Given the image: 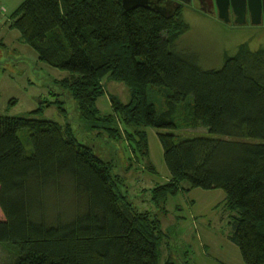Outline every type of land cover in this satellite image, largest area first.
<instances>
[{
	"label": "trees",
	"instance_id": "1",
	"mask_svg": "<svg viewBox=\"0 0 264 264\" xmlns=\"http://www.w3.org/2000/svg\"><path fill=\"white\" fill-rule=\"evenodd\" d=\"M12 20L41 61L71 73L58 82L72 92L81 122L125 136L130 159H148L152 172L146 129L177 130L190 104L192 122L210 135L158 133L170 178L151 199L167 213L182 185L224 190L235 213L230 241L245 264H264V46L241 44L222 68L205 70L177 48L189 30L181 8L172 16L126 10L123 0H25ZM105 79L130 93L128 102L108 94L110 113L98 107ZM150 86L165 98L161 111ZM118 175L71 123L0 114V244L18 249L16 264H160L162 221L135 208Z\"/></svg>",
	"mask_w": 264,
	"mask_h": 264
},
{
	"label": "rangeland",
	"instance_id": "2",
	"mask_svg": "<svg viewBox=\"0 0 264 264\" xmlns=\"http://www.w3.org/2000/svg\"><path fill=\"white\" fill-rule=\"evenodd\" d=\"M147 2L171 16L181 8L189 30L180 37L177 48L195 56L205 70L222 68L225 57L234 55L241 44L247 43L253 50L264 46V29L251 23L249 13L245 18L242 17L239 7L238 12L232 7L228 11L225 9L221 16L218 5L213 4L211 10L204 7L205 2L211 3L210 0ZM10 6L8 2L4 6L0 3V15L2 13L6 18L11 11ZM70 76V72L41 61L37 51L21 40L19 31L9 25L5 26L0 17V114L10 117L35 116L63 126L71 123L80 142L90 145L102 159L114 164V171L120 176V187L129 196L135 208L139 212L156 213L161 219L165 234L160 243V264H165L168 260L174 261V264H186L191 261L192 258L188 260V256L192 257V247L189 245L198 242L202 234L204 236L201 230L205 231L213 242L218 241L223 249L229 250L228 261L231 264L241 262L239 248L229 239L235 213L224 206V190L193 188L188 191L187 185H182L186 190L169 196L166 203L167 213L161 212L151 199L152 188L166 183L170 178L158 133H174L179 138L210 135L208 129L192 122V116L189 114L191 105L187 104L180 114L177 130H159L152 127L146 129L149 161L156 169V172H152L146 167L148 159L140 161L135 155L130 159L132 151L125 136L117 139L109 137L105 130H93L91 125L81 122L72 92L68 88L63 89L58 82ZM105 88L107 94L99 102L100 109L105 113L111 112L108 94L115 95L124 102L130 99L129 90L124 83L105 79ZM148 94L149 101L155 103L160 111L165 108V98L158 89L150 86ZM190 100L192 102L193 98L190 97ZM27 137L26 132H21L25 148L30 152L32 147ZM196 220L198 221L195 223ZM209 252L216 255L212 248H209ZM17 254L18 249L15 246L0 244V264H16Z\"/></svg>",
	"mask_w": 264,
	"mask_h": 264
},
{
	"label": "crops",
	"instance_id": "3",
	"mask_svg": "<svg viewBox=\"0 0 264 264\" xmlns=\"http://www.w3.org/2000/svg\"><path fill=\"white\" fill-rule=\"evenodd\" d=\"M24 1L25 0H0V3H2L3 6L6 4V2H8L11 5L10 6L11 7L10 8L11 11L9 12V14H7L6 18H4L2 13L0 15V17L2 18V23H4L5 26L9 25V27H11L12 21H13L12 20L13 14L17 11V9L20 7V5ZM2 12H5V11L2 10ZM247 13H248V11H247ZM254 26H257L258 28H263L264 29V16H263V23L261 25H254ZM242 27H245V26L242 25ZM12 29H14V28H12ZM20 37H21V35H20ZM100 99L98 101V107L100 105L99 104ZM99 109H100V107H99ZM197 221L198 220H196L194 222L196 223ZM195 227L197 228V225ZM201 232L204 233V236L202 234V237L199 236L200 238H198V242H196V243L194 242V245H189V246L192 247V257L188 256V260H190L191 258H192V260L188 261L186 264H231L228 261V258L230 256L229 255V250L228 249L227 250L223 249V247L220 244V242H218V241L213 242V240L206 235L205 231L201 230ZM231 247L232 246H230V248ZM209 248L210 249L211 248L214 249V252L216 253V255H214V254L211 255V253L209 252ZM182 261H184V260H182ZM240 261L241 262H239L238 264H245L243 259H242V257H240Z\"/></svg>",
	"mask_w": 264,
	"mask_h": 264
},
{
	"label": "water",
	"instance_id": "4",
	"mask_svg": "<svg viewBox=\"0 0 264 264\" xmlns=\"http://www.w3.org/2000/svg\"><path fill=\"white\" fill-rule=\"evenodd\" d=\"M190 2V1H188ZM210 2L213 4L218 5L220 14L223 13L225 9L227 11L230 7L237 10V7L239 12H241L242 17L245 18L247 11L251 18V23L253 25H261L263 23V16H264V0H210ZM123 5L126 10L133 9L138 6H150V4L147 2V0H123ZM155 10H158L164 14H167L166 11H164L161 8L152 7ZM237 10V12H238ZM222 16V14H221ZM243 18V19H244ZM241 20L244 22V20ZM242 24V23H241Z\"/></svg>",
	"mask_w": 264,
	"mask_h": 264
},
{
	"label": "flooded vegetation",
	"instance_id": "5",
	"mask_svg": "<svg viewBox=\"0 0 264 264\" xmlns=\"http://www.w3.org/2000/svg\"><path fill=\"white\" fill-rule=\"evenodd\" d=\"M204 5H206V6H204V7H206V8H210V10H211V8H212V4L211 3H209V2H205V4ZM250 16V15H249Z\"/></svg>",
	"mask_w": 264,
	"mask_h": 264
}]
</instances>
